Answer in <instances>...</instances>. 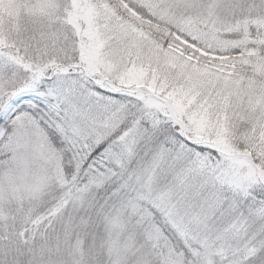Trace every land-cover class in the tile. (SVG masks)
Listing matches in <instances>:
<instances>
[{
    "label": "snow or ice",
    "instance_id": "1",
    "mask_svg": "<svg viewBox=\"0 0 264 264\" xmlns=\"http://www.w3.org/2000/svg\"><path fill=\"white\" fill-rule=\"evenodd\" d=\"M0 264H264V0H0Z\"/></svg>",
    "mask_w": 264,
    "mask_h": 264
}]
</instances>
